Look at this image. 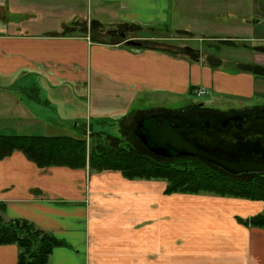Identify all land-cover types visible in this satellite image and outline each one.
<instances>
[{"label":"crops","instance_id":"crops-1","mask_svg":"<svg viewBox=\"0 0 264 264\" xmlns=\"http://www.w3.org/2000/svg\"><path fill=\"white\" fill-rule=\"evenodd\" d=\"M63 2L0 0V131L28 130L35 122L67 131L80 121L79 100L87 98L90 105L93 97L99 121L129 128L149 111L134 106L155 94L184 95L193 87L192 93L204 89L216 95L209 104L227 105V99H250L261 82L260 75L223 74L212 64L211 72L202 67L201 81L191 76V85L187 75L198 68L188 66L187 59L121 43H93L89 35L126 23L176 30L182 18L194 22L200 17L208 24L241 25L246 44L264 48V0L243 5L235 0ZM260 53L254 63H262ZM226 77L232 82L224 88L217 80ZM71 104L76 112L71 107V115L62 117ZM43 108L54 115L41 117ZM87 128L81 124L79 132L86 134ZM164 189L163 181L128 180L117 171L39 168L21 152L0 160L3 218L31 222L69 246L54 248L49 264H264V230L237 222L261 212V202L165 194ZM17 254L15 245H1L0 264H16Z\"/></svg>","mask_w":264,"mask_h":264},{"label":"trees","instance_id":"trees-1","mask_svg":"<svg viewBox=\"0 0 264 264\" xmlns=\"http://www.w3.org/2000/svg\"><path fill=\"white\" fill-rule=\"evenodd\" d=\"M160 30L166 26H142L126 23L119 25L111 34H99L94 30L89 37L93 43L123 44L125 39H134L140 47L125 45L135 50H154L168 55H182L151 48L154 39L164 37ZM177 32V33H176ZM194 38L186 31L174 30L172 34ZM120 34H124L121 38ZM154 40V41H152ZM184 56V55H183ZM264 71V69L262 70ZM264 74V72H262ZM261 75V74H260ZM192 89L189 92L192 93ZM202 104H190L185 109L174 111L149 110L136 117L132 127H127L137 143L138 150L128 140L107 139L99 133L89 132L86 139L66 135H0V160L14 152H21L27 160L39 168L51 166L84 169L90 172L117 171L128 180H159L165 183V194H212L258 201L264 205V169L240 168L194 149L180 135L185 131H197L206 118ZM125 127L120 128L123 132ZM143 135L149 146L163 147L171 158H162L150 153L142 143ZM184 151L186 156L178 153ZM193 154V155H191ZM251 175L245 178V176ZM4 205L0 203V246L15 245L18 249L16 264H49L54 248L69 247L51 233L37 228L26 220H5ZM246 227L264 230V206L261 212L246 219H237Z\"/></svg>","mask_w":264,"mask_h":264},{"label":"rangeland","instance_id":"rangeland-1","mask_svg":"<svg viewBox=\"0 0 264 264\" xmlns=\"http://www.w3.org/2000/svg\"><path fill=\"white\" fill-rule=\"evenodd\" d=\"M65 4V0H63ZM252 0H235L236 3H240L243 5L244 3H251ZM210 6V4L208 5ZM223 6V5H221ZM226 6V2L224 4ZM196 21H192L193 19L188 18L187 20L182 18L179 25H176L175 28L181 31H192L195 36L194 38H187L182 37L179 35H168L172 34L174 30L169 28L168 31L160 30L162 32V36L160 38H156L152 41H154L157 44H164V45H170V46H178V47H185L188 48L190 51L193 52V56H183V55H171V56H179L181 58L187 59L189 62H187V65H195L197 66L196 71H190V74L187 75L188 84L192 85L193 78L196 79V81H201L202 75H205L202 73L201 69L202 67L206 68L205 70H210V72L213 70L212 64H216L214 68L221 69V72L224 74H236V73H242L247 72L250 74H256L260 75L259 80L261 82L255 83V86L258 87L256 89V93H254V96H252L248 100H240L238 102H230L228 99V107L227 105H211L208 103L209 99H212L214 94L211 92H208L206 95H198L197 91L194 93H190L189 91L184 95H168V94H155L153 97H148V99L145 101V103L138 104L134 106L135 109L138 108H144L150 110L153 107L155 110H166V111H174L178 109H185L187 108L190 103L192 102L193 105L195 104H202V106L205 109L214 110L218 112H223L225 114L230 113H237L239 111H243L245 109H239V107L235 106H255L256 107H264V91L260 92V88L264 86V74H262V71L264 69V57H258L257 59L260 60L262 58V63H254L253 58H255V55H261L264 53V48L261 46H253L250 42L249 44H246L247 42L243 39H246V36L248 37V34L246 32H242V29L245 28L238 24H232V22H224L221 23L220 20L218 21H212L208 24V22H205L206 19L197 17ZM192 21V22H190ZM241 22V20L239 19ZM190 22V23H189ZM176 29V30H177ZM209 38H215L214 40H209ZM255 44V43H254ZM260 51V52H255ZM196 53V54H195ZM252 62L254 64H252ZM193 63V64H192ZM247 64L248 66L242 67L239 66V64ZM247 67V68H246ZM193 78H192V77ZM217 81H221V86L224 88L230 87L232 80H229L228 77L219 79ZM89 95V93H87ZM94 98V97H93ZM92 98V101L89 105V100L87 98L79 100L77 103L78 113H79V119L80 121H74L72 123V129L69 128L66 130L61 131H54L50 130L44 123L42 122H35L31 128L28 130L19 129V130H5L0 131V133H28L26 135H67L74 138H84L88 137L89 135V127L93 128V133H99L103 137L107 139H120V140H128L129 143L134 146L138 150H143V146H141L139 143H137L138 139L135 137H132L131 132L125 127V130L123 132H118L117 129H120L123 126H118L117 121H104L101 122L98 119V112L96 110V106L94 104V99ZM71 100V99H70ZM207 102V103H206ZM206 103V104H203ZM208 104V105H207ZM234 108H230V107ZM71 107L74 108V113L76 112V104H71L68 107H65L63 109V116H69L71 113L68 109ZM252 109V108H251ZM41 113L42 116H51L54 115V112L50 110L49 108H43ZM143 110V109H139ZM39 119V118H38ZM41 120V119H40ZM42 121V120H41ZM86 124L87 131L86 134L80 133V126L81 124ZM75 126L73 128V126ZM114 124V125H113ZM3 129V128H1ZM64 133V134H63ZM88 134V135H87ZM251 175L245 176V178L250 177Z\"/></svg>","mask_w":264,"mask_h":264},{"label":"water","instance_id":"water-1","mask_svg":"<svg viewBox=\"0 0 264 264\" xmlns=\"http://www.w3.org/2000/svg\"><path fill=\"white\" fill-rule=\"evenodd\" d=\"M107 33L111 34L110 31ZM120 36L124 38V34H120ZM123 42L129 46H142L134 39H125ZM149 46L158 50L177 52L170 45L153 43ZM209 114L220 115L209 112L205 113V116ZM221 127L218 130H212L215 127H210L204 122L197 131H185L180 135L197 151L227 164L240 168L264 169V116L246 120H242V117L225 118ZM139 138L150 153L162 158L173 156V154L167 153L163 147L149 146L143 135H139ZM178 155L186 156L187 153L180 151Z\"/></svg>","mask_w":264,"mask_h":264},{"label":"flooded vegetation","instance_id":"flooded-vegetation-1","mask_svg":"<svg viewBox=\"0 0 264 264\" xmlns=\"http://www.w3.org/2000/svg\"><path fill=\"white\" fill-rule=\"evenodd\" d=\"M173 49L177 50V52H175V53L182 54L185 57L186 56H193V52L190 51L188 48L178 47V46L174 45ZM261 76H263V75H261ZM254 107L255 106L245 108V110H243V111H239L237 113H230V114H225L223 112H218V111L209 110V109L203 110L202 113L204 116H205V113H209V112L220 114V115L209 114V115L205 116V118H206L205 123L210 127H212V126L215 127V128H212V130H218V129L222 128L221 123L224 121L225 118L242 117V120H246L247 118L264 116V107H256V108H254ZM223 115L225 118L223 117Z\"/></svg>","mask_w":264,"mask_h":264},{"label":"built area","instance_id":"built-area-1","mask_svg":"<svg viewBox=\"0 0 264 264\" xmlns=\"http://www.w3.org/2000/svg\"><path fill=\"white\" fill-rule=\"evenodd\" d=\"M196 91H197V94L198 95H204V94H206V90H204V89H197Z\"/></svg>","mask_w":264,"mask_h":264}]
</instances>
